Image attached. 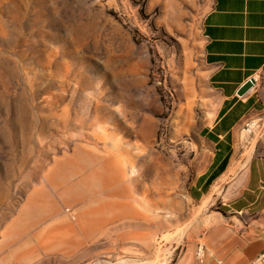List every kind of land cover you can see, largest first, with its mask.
<instances>
[{"label":"rangeland","instance_id":"374dc122","mask_svg":"<svg viewBox=\"0 0 264 264\" xmlns=\"http://www.w3.org/2000/svg\"><path fill=\"white\" fill-rule=\"evenodd\" d=\"M213 1L0 0V264H173L222 207L190 194L220 101ZM256 77L242 167L264 149Z\"/></svg>","mask_w":264,"mask_h":264},{"label":"crops","instance_id":"0c3cea01","mask_svg":"<svg viewBox=\"0 0 264 264\" xmlns=\"http://www.w3.org/2000/svg\"><path fill=\"white\" fill-rule=\"evenodd\" d=\"M202 34L208 85L220 101L201 130L208 163L190 194L202 200L219 194L222 207L207 215L173 264H248L264 249V149L248 166L231 170V165L241 127L262 108L257 81L244 96L237 92L264 68V0H214ZM231 171L234 177L217 193L218 178ZM200 245L202 259L197 256Z\"/></svg>","mask_w":264,"mask_h":264},{"label":"built area","instance_id":"2783aa9c","mask_svg":"<svg viewBox=\"0 0 264 264\" xmlns=\"http://www.w3.org/2000/svg\"><path fill=\"white\" fill-rule=\"evenodd\" d=\"M255 78L257 79V77ZM253 127H254V122H247L245 124L244 129L246 131H252ZM197 256L199 259H202L204 257L203 245H200L198 247ZM248 264H264V249L254 259H252Z\"/></svg>","mask_w":264,"mask_h":264},{"label":"bare ground","instance_id":"6f19581e","mask_svg":"<svg viewBox=\"0 0 264 264\" xmlns=\"http://www.w3.org/2000/svg\"><path fill=\"white\" fill-rule=\"evenodd\" d=\"M252 151H253V145L249 150L244 151L241 154H239L237 157H235L231 165V170H234L238 167H242L245 164H247L248 161L250 160L251 154L253 153Z\"/></svg>","mask_w":264,"mask_h":264},{"label":"water","instance_id":"95a60500","mask_svg":"<svg viewBox=\"0 0 264 264\" xmlns=\"http://www.w3.org/2000/svg\"><path fill=\"white\" fill-rule=\"evenodd\" d=\"M256 84V78L255 77H251L248 80H246V82L239 88L238 90V95L239 96H244L250 89H252L254 87V85Z\"/></svg>","mask_w":264,"mask_h":264},{"label":"trees","instance_id":"16d2710c","mask_svg":"<svg viewBox=\"0 0 264 264\" xmlns=\"http://www.w3.org/2000/svg\"><path fill=\"white\" fill-rule=\"evenodd\" d=\"M226 163V162H225Z\"/></svg>","mask_w":264,"mask_h":264}]
</instances>
